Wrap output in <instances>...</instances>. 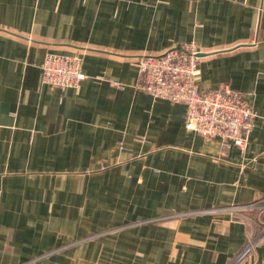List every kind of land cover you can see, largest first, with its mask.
I'll use <instances>...</instances> for the list:
<instances>
[{
  "label": "crops",
  "instance_id": "obj_1",
  "mask_svg": "<svg viewBox=\"0 0 264 264\" xmlns=\"http://www.w3.org/2000/svg\"><path fill=\"white\" fill-rule=\"evenodd\" d=\"M200 47L202 89L255 110L245 151L138 87V58ZM79 55L76 87L42 81ZM264 197V0H0V264H231ZM238 264H264V239Z\"/></svg>",
  "mask_w": 264,
  "mask_h": 264
},
{
  "label": "built area",
  "instance_id": "obj_2",
  "mask_svg": "<svg viewBox=\"0 0 264 264\" xmlns=\"http://www.w3.org/2000/svg\"><path fill=\"white\" fill-rule=\"evenodd\" d=\"M200 47L195 42L174 44L161 53H144L139 56L138 87L154 97L186 105L185 125L205 138L218 137L226 145H236L245 151L255 122V110L243 94L229 84L202 89L197 84L200 74ZM42 81L60 87H76L86 77L79 55L49 52L42 65ZM254 209L256 217L245 221V209ZM230 212L250 226L247 242L231 264H238L264 239V225H256L264 214V197L244 204H233L190 211L196 213Z\"/></svg>",
  "mask_w": 264,
  "mask_h": 264
},
{
  "label": "rangeland",
  "instance_id": "obj_3",
  "mask_svg": "<svg viewBox=\"0 0 264 264\" xmlns=\"http://www.w3.org/2000/svg\"><path fill=\"white\" fill-rule=\"evenodd\" d=\"M198 211V210H197ZM245 216L243 217V219L247 222L249 221V218L250 217H256V212L254 211V209H245ZM176 216H185L184 214H178ZM251 225L253 227H255L254 224H252V222H250ZM248 225V228L252 230V226H250L249 224ZM264 225V214L261 216L260 220L258 221V224L256 225V230L259 231L261 229V227Z\"/></svg>",
  "mask_w": 264,
  "mask_h": 264
}]
</instances>
